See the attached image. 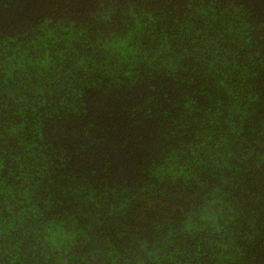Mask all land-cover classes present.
<instances>
[{
	"label": "trees",
	"instance_id": "obj_1",
	"mask_svg": "<svg viewBox=\"0 0 264 264\" xmlns=\"http://www.w3.org/2000/svg\"><path fill=\"white\" fill-rule=\"evenodd\" d=\"M0 264H264V0H0Z\"/></svg>",
	"mask_w": 264,
	"mask_h": 264
}]
</instances>
